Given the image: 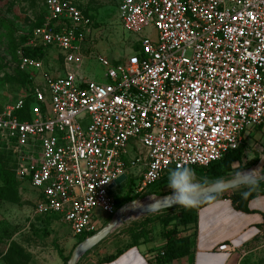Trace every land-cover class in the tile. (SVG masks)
Here are the masks:
<instances>
[{
	"label": "built area",
	"instance_id": "1",
	"mask_svg": "<svg viewBox=\"0 0 264 264\" xmlns=\"http://www.w3.org/2000/svg\"><path fill=\"white\" fill-rule=\"evenodd\" d=\"M44 7L16 50L33 102L27 116L24 99L0 108V148L33 190L34 213L66 223L73 237L96 230L95 210L116 214L111 185L130 168L142 167L144 192L169 168L222 159L264 125V0H120L123 28L151 35L123 60L98 56L104 82L52 76L24 54L43 47L83 62L90 18L69 0Z\"/></svg>",
	"mask_w": 264,
	"mask_h": 264
},
{
	"label": "rangeland",
	"instance_id": "2",
	"mask_svg": "<svg viewBox=\"0 0 264 264\" xmlns=\"http://www.w3.org/2000/svg\"><path fill=\"white\" fill-rule=\"evenodd\" d=\"M69 1L79 6L80 10L90 17L92 24L87 29V38L80 52L83 56L80 66L65 63L64 57H59V51L55 49L50 51L44 67L52 76H62L65 72L71 71L87 79L104 82L105 69L99 64L97 57L103 56L113 61L123 60L135 52L139 38L151 35L150 30L134 34L123 28L118 12L120 0ZM44 6L45 0H0V107L27 96L28 83L16 69L14 47L20 43L22 35L44 17ZM252 134L245 138L246 149L241 161L234 163L232 172L222 178L229 179L236 170L243 168L249 170L256 164L258 153L255 150L260 151L264 148V126L258 131L254 130ZM142 151L145 155L146 149L143 148ZM11 161L9 154L0 149L1 165L12 170L14 167ZM140 169L141 166L138 165L130 168L129 172L137 174ZM137 177L135 175L134 180ZM197 177L205 176L197 175ZM128 178L110 189V195L120 207L130 202H124ZM133 185L135 186V183ZM151 190L154 193L134 197L133 200L171 193L167 184L159 187L151 186ZM130 191L134 193V190ZM16 195L15 202L0 201V264H65L60 254L69 255L76 243L68 225L55 220L58 226L53 227L42 219L44 216L36 215L34 192L18 179ZM177 211V208L164 209L138 217L134 215L135 217H131L133 219L124 221L94 250H90L87 256L83 255L80 259L101 258L129 245L133 238L139 241L148 240L149 237L153 239L139 246V250L144 254L148 248H158L161 244L160 234L165 229L160 219L165 216L171 217ZM93 216L96 231L106 225L110 218L101 210H95ZM172 224L171 222L167 227H171ZM227 264H264V229L250 243L237 249Z\"/></svg>",
	"mask_w": 264,
	"mask_h": 264
},
{
	"label": "trees",
	"instance_id": "3",
	"mask_svg": "<svg viewBox=\"0 0 264 264\" xmlns=\"http://www.w3.org/2000/svg\"><path fill=\"white\" fill-rule=\"evenodd\" d=\"M77 8L80 10L79 6H77ZM80 11L82 12L84 16L89 17L82 10ZM44 16H45V7H44ZM43 21H44V17L39 22H37L31 29H29V31H27L26 33L22 35L20 43L14 47L15 51L18 48L23 47V45L26 44L27 39L29 38L32 30L38 26H41ZM23 51L25 55H29L33 58L43 60L44 62L47 59L48 54H49V51L43 47H40L37 49L26 48ZM135 51H138L137 44L135 47ZM59 57H62L61 53H59ZM15 62H17L16 55H15ZM17 71L23 77V79L28 83L27 73L21 72L18 69ZM29 85L30 84H28V87ZM24 102H25V112L23 113V115H25L26 113V116H27V109L33 102L32 98L30 97L28 93H27L26 98H24ZM263 126L264 125H260L255 130L260 129ZM0 149L6 151V149L3 147ZM245 149H246V141L244 139L241 145L237 149L228 151L222 159L213 162L207 167H192V168L196 170L197 175H202L209 179L225 177L232 172L233 170L232 165L236 162L239 163L241 161L242 155ZM6 152L9 154L12 160L11 162L13 163V167L15 168V161H14V157L12 153L9 151H6ZM258 159H259V155H257V159L255 160V163H257ZM14 168H12V170H9L3 167L0 163V180L2 182V186L0 187V201L15 202L17 200V195H16L17 179L14 173ZM169 169H172V168H169ZM167 171L157 182H155L151 186L159 187L164 184H167ZM127 177H129L127 180V185H126L127 195H126L124 202L131 201L134 199V197H142L147 194L154 193L151 190V186L144 192H137L136 191V188H137L136 181L138 177L136 178V180H134L135 176L129 175ZM20 182L23 183L22 181ZM133 183H135V186L133 185ZM130 190H134V193H131ZM258 194L264 195L263 182H258L257 188L254 191H252L246 198L241 196L240 191L232 190L231 193L229 194H228V191H225L224 194L219 198L210 196L204 200H200L199 206L195 208L185 209L181 206H177V207L165 209V210H170V209L177 208L178 211L171 217L165 216L160 219V222H162L165 229L162 230L160 234V240H161L160 246L158 248H149L145 253L146 256H152V258L154 259L153 261L152 260L148 261L149 264H172L175 260L189 256L193 253L191 242L193 238L195 237L196 231H197L198 210L206 203L219 200V199H223V198H229L232 202V205L236 209L243 211V212H248V202ZM115 205H116V209L120 207V205L116 204V201H115ZM111 218L112 217L109 218L108 222L111 220ZM171 222L173 223L172 226L167 227ZM95 232L96 230L91 232L89 235L75 236L74 238L76 239V243L73 245V247L77 245L78 243H80L82 240H84L87 236H90L94 234ZM152 240L153 239L150 237L148 240H143V241H139L136 238H133L132 242L127 246H130V247L139 246L141 244H146ZM122 252H123V249H119L115 252V254L106 256L102 258L101 260L104 262H109L111 260H114ZM60 256L63 262L66 264L70 256V253L67 256H62L61 254Z\"/></svg>",
	"mask_w": 264,
	"mask_h": 264
},
{
	"label": "crops",
	"instance_id": "4",
	"mask_svg": "<svg viewBox=\"0 0 264 264\" xmlns=\"http://www.w3.org/2000/svg\"><path fill=\"white\" fill-rule=\"evenodd\" d=\"M249 135L252 136V132ZM255 152L260 156L262 149L260 151L255 150ZM140 171L137 174H132L128 170L125 180L127 176L138 175ZM42 219L53 227L58 226L57 222H55L57 220L55 217L44 216ZM263 229V194L256 195L248 202V212L236 209L229 198L208 202L198 210L197 231L191 242L193 253L175 260L172 264H227L237 249L250 243ZM221 244H228L232 248V251L229 254L218 251L217 247ZM97 246L91 249V251ZM139 246L121 247L101 258L79 259L77 264H149L148 261L152 260V256H146L144 252L139 250ZM119 249H123V252L114 260L109 262L101 260L106 256L115 254ZM91 251L86 254H89ZM86 254L85 256H87Z\"/></svg>",
	"mask_w": 264,
	"mask_h": 264
},
{
	"label": "clouds",
	"instance_id": "5",
	"mask_svg": "<svg viewBox=\"0 0 264 264\" xmlns=\"http://www.w3.org/2000/svg\"><path fill=\"white\" fill-rule=\"evenodd\" d=\"M261 179H264V169H238L230 181L224 178L211 180L207 177L198 178L196 170L186 164L167 171V187L171 191L169 199L173 205H180L185 209L199 206L203 186H207L210 194L217 198L229 187L234 191H240L241 196L246 198L257 188Z\"/></svg>",
	"mask_w": 264,
	"mask_h": 264
},
{
	"label": "water",
	"instance_id": "6",
	"mask_svg": "<svg viewBox=\"0 0 264 264\" xmlns=\"http://www.w3.org/2000/svg\"><path fill=\"white\" fill-rule=\"evenodd\" d=\"M250 169H264V151L259 157L257 163L251 167ZM125 180V175L120 176L116 181L111 185H118ZM231 180V178L226 179ZM259 182H264V179H261ZM228 190H232L230 187ZM227 191V190H226ZM170 194L164 195H150L146 196L142 199H135L126 203L117 209L116 214L111 218V220L97 230L94 234L86 237L80 243L75 245L73 250L70 253V256L67 260V264H77L79 259L85 255L88 251L93 249L95 246L100 244L105 238L109 236V234L115 230L119 225H121L127 219H133L132 216L136 215L142 216L150 213H156L164 209L177 207L180 205H173L169 197ZM212 196L210 194V190L207 186H203L201 188V195L199 197L200 200H204L208 197Z\"/></svg>",
	"mask_w": 264,
	"mask_h": 264
},
{
	"label": "bare ground",
	"instance_id": "7",
	"mask_svg": "<svg viewBox=\"0 0 264 264\" xmlns=\"http://www.w3.org/2000/svg\"><path fill=\"white\" fill-rule=\"evenodd\" d=\"M132 217H135V216H132Z\"/></svg>",
	"mask_w": 264,
	"mask_h": 264
}]
</instances>
